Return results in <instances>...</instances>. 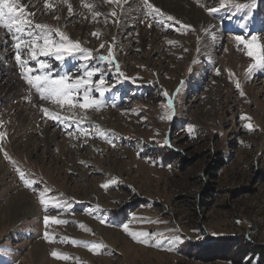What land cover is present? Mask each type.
<instances>
[{
    "label": "rangeland",
    "instance_id": "rangeland-1",
    "mask_svg": "<svg viewBox=\"0 0 264 264\" xmlns=\"http://www.w3.org/2000/svg\"><path fill=\"white\" fill-rule=\"evenodd\" d=\"M157 1L149 3L163 17L146 16L143 0H68L72 14L64 0H47L48 8L46 0H21L34 23L59 27L94 57L107 56L111 46L124 77L98 59L37 57L51 65L53 78L83 75L82 63L101 68L109 91L99 111L41 101L34 90L29 99L14 41L0 29L8 41L0 50L7 64L0 67V264H264L262 255L236 249L248 242L264 254V71H246L252 60L236 40L257 36L264 43V0ZM172 2L217 27L189 22L167 6ZM211 8L220 10L209 15ZM95 11L101 15L93 19ZM27 52L22 47L21 59L38 74ZM169 99L173 118L162 120ZM41 107L66 119H49ZM52 133L58 137L49 144L45 136ZM113 178L117 183H109ZM20 196L28 210L8 223V205ZM45 215L67 223L46 227ZM124 224L149 233L148 244L135 242ZM106 231L121 240L113 243ZM84 243L104 247L94 254Z\"/></svg>",
    "mask_w": 264,
    "mask_h": 264
},
{
    "label": "snow or ice",
    "instance_id": "snow-or-ice-1",
    "mask_svg": "<svg viewBox=\"0 0 264 264\" xmlns=\"http://www.w3.org/2000/svg\"><path fill=\"white\" fill-rule=\"evenodd\" d=\"M105 2L110 4H119L120 0H105ZM254 2L255 0H253V3ZM64 3L68 5L69 14H72V5L68 3V0H64ZM143 3L145 7L150 10L145 13L146 16L151 17L153 13H156L163 17L164 14L161 10L155 8L151 3H149V0H143ZM44 7H49L47 0ZM83 7L92 11L95 5L91 2H87L83 4ZM220 7L224 8L225 3L222 2ZM234 7L237 10H242L247 8L248 5L234 4ZM219 10V8H211L208 9V12L209 15H211ZM32 15L34 14L26 11V5L22 4L21 0H0V29L7 30V33L11 35V39L14 41V47L17 49L15 58L17 64L22 70L21 78L24 79L25 83L29 86V99L31 98L32 90H34L41 101L51 102L53 104L60 105L61 107L68 104L71 108L79 107L80 109H95L96 111H99L103 104V98L109 91V87L105 86L106 81L101 68L90 67L87 63H82L80 64V71L83 75L70 76L65 73L53 78L50 74L51 65L45 61L38 60L37 57H54L55 60L60 61L61 63L65 61L66 57H72L73 59H80L82 61L98 59L101 62H106L110 66L115 65L116 72L119 74V77H124V73L120 72L119 64L114 61L111 46L108 48L107 56L99 55L98 57H94L91 50L83 48L79 41L71 40L59 27L34 23V21L29 18ZM99 15H101L100 12H93V19ZM112 15L116 16V12L113 11ZM57 19H59V17H57ZM167 20L172 21L173 17L168 16ZM156 23L159 25L163 23V20H157ZM148 26L151 27L152 25L149 24ZM182 27L186 26L182 25ZM53 33L56 38L53 37ZM92 35L98 37L99 33L94 32ZM236 40L239 43L244 44V47L247 49L246 55L252 60V63L249 64L246 71L249 74L253 71H264V43H262L257 36H252L251 39L247 41L237 36ZM170 43L175 42L170 41ZM22 47L28 49V52L25 55H30L31 60L36 62V67L40 70L38 74L32 75L34 68L29 66L28 60L21 59ZM100 47L103 48L104 44L101 43ZM193 63H196V61L194 60ZM189 71H191V68ZM97 74H99V79L93 80V77L97 76ZM117 82H119V78H117ZM236 87L238 89L240 88L239 82L236 83ZM94 92L99 93V98L93 96ZM74 95H80L83 102L73 103ZM164 95L167 96V92H165ZM241 95H243L242 92ZM166 108L167 111L161 116V119L171 121L174 114V105L171 99L168 100ZM40 111L45 113L49 119H56L60 122H63V120L66 119V117L62 118L58 115H53L47 107H41ZM241 119H246V117L242 116ZM77 126H79L78 123ZM188 127L189 132L191 133L192 126L189 125ZM245 127L251 129L250 124H245ZM101 135H103V133H101ZM3 136L4 134L0 133V139H3ZM107 142L111 143V141ZM164 144H169V141L165 139ZM114 146L115 145L113 144V147ZM5 156L7 158V154H5ZM21 178L24 179L23 175H21ZM109 183L115 184L117 183V180L113 178ZM108 186V184L102 185L105 189H107ZM39 203L42 206H46L48 203L45 199L44 193L40 194ZM59 207H65V205H59ZM45 211H47L46 207ZM89 214H92L91 211ZM94 218L100 219L99 217ZM50 222L54 224L67 223V221L50 218L45 215V226L47 227ZM100 223L107 224V221L105 219H100ZM122 227L135 242L143 243L145 245L148 244L147 237L150 235L149 233L131 232L128 229V224H124ZM44 238L49 240L47 232H45ZM72 243L75 245L77 242L73 241ZM83 246L87 247L89 251L94 252V254L96 253V250L104 247L102 244L88 245L86 243H84ZM156 246L159 247V241H157ZM51 256L56 259H67V257L60 256L56 251H52Z\"/></svg>",
    "mask_w": 264,
    "mask_h": 264
},
{
    "label": "bare ground",
    "instance_id": "bare-ground-1",
    "mask_svg": "<svg viewBox=\"0 0 264 264\" xmlns=\"http://www.w3.org/2000/svg\"><path fill=\"white\" fill-rule=\"evenodd\" d=\"M44 1V0H43ZM93 1H96V0H93ZM121 1V0H120ZM131 1L132 0H124V5H128L129 3H131ZM162 2V0H158L156 3L159 5L160 3ZM122 5V4H121ZM167 6H171V7H173L175 10H176V12L178 13V15L180 16V17H185L189 22H192V23H198V22H200V20H201V22L202 21H206L207 22V24H210V26L213 24V27H212V29H214V28H216L217 27V24L216 23H214V22H210L209 20H207V18H205L198 10H196L195 8H193V7H190V6H188V7H183L182 5H179L178 3H175V2H172L171 3V5H167ZM95 10H97V9H95ZM46 11H44L43 13H45ZM40 10L37 8V15H40ZM36 15V16H37ZM33 16V15H32ZM215 24V25H214ZM224 34L223 33H221L219 36H218V38H216L215 39V43L216 44H220L221 43V37L223 36ZM5 35L2 33H0V50L3 48V47H5V45H7V43H8V41H6L5 40ZM12 41V40H11ZM12 46V45H11ZM6 48V47H5ZM4 49V48H3ZM226 50V49H225ZM1 52V51H0ZM3 55H5V54H3ZM8 55V54H7ZM2 56H0V58H1ZM5 58V57H4ZM2 62V61H1ZM5 62V61H4ZM5 65V63H0V67H2V66H4ZM7 65V64H6ZM5 65V66H6ZM9 66V65H8ZM8 68V67H7ZM13 72V71H12ZM44 133V132H43ZM50 135V134H49ZM46 137V139H45V141L47 142V143H49V144H52V143H54L55 142V140H56V138L58 137L57 136V134L56 133H52L50 136H45ZM47 148V147H46ZM49 148V147H48ZM47 150V149H46ZM16 202V203H15ZM28 207H29V205H28V202H27V200H26V198L24 197V196H20L19 198H18V200H16V201H14V203L12 202H10L9 203V205H8V208L7 209H9L8 211H9V215H8V217H7V219H8V223L9 222H12V221H16L18 218H19V216H20V214L21 213H25V212H27V210H28ZM30 209V208H29ZM26 214V213H25ZM104 235H105V237H107L109 240H111L113 243H118L121 239L118 237V236H116V235H114L113 233H111V232H108V231H106V232H104ZM43 251V250H42ZM39 253H40V249L39 248H34V250H33V252L31 253V255H32V257H33V259L35 260V262L36 261H38V256H39ZM36 258H37V260H36ZM34 262V261H33Z\"/></svg>",
    "mask_w": 264,
    "mask_h": 264
},
{
    "label": "trees",
    "instance_id": "trees-1",
    "mask_svg": "<svg viewBox=\"0 0 264 264\" xmlns=\"http://www.w3.org/2000/svg\"><path fill=\"white\" fill-rule=\"evenodd\" d=\"M224 242V241H223ZM231 243V242H230ZM231 245V244H230ZM236 249H238L239 250V254H240V256L242 255V254H245V252L246 251H248L249 250V254H253V255H262V260L264 259V254L263 253H261V249L259 248H257L256 246H254V245H251V244H249L248 242L247 243H244V244H240V243H237V245H236ZM226 251H227V249H226Z\"/></svg>",
    "mask_w": 264,
    "mask_h": 264
}]
</instances>
